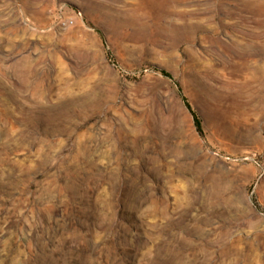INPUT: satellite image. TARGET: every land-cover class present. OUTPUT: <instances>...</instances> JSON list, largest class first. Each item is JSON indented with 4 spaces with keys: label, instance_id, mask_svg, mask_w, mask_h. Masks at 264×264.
<instances>
[{
    "label": "rangeland",
    "instance_id": "rangeland-1",
    "mask_svg": "<svg viewBox=\"0 0 264 264\" xmlns=\"http://www.w3.org/2000/svg\"><path fill=\"white\" fill-rule=\"evenodd\" d=\"M0 264H264V0H0Z\"/></svg>",
    "mask_w": 264,
    "mask_h": 264
},
{
    "label": "trees",
    "instance_id": "trees-1",
    "mask_svg": "<svg viewBox=\"0 0 264 264\" xmlns=\"http://www.w3.org/2000/svg\"><path fill=\"white\" fill-rule=\"evenodd\" d=\"M158 70L166 77H172L171 73L168 72L167 70L165 69H159ZM186 105L188 106V108L191 110L193 116H194V120H195V125H196V128L198 129V131L202 132V125H201V122H200V119L198 118L196 112L192 109L191 105L186 102Z\"/></svg>",
    "mask_w": 264,
    "mask_h": 264
}]
</instances>
